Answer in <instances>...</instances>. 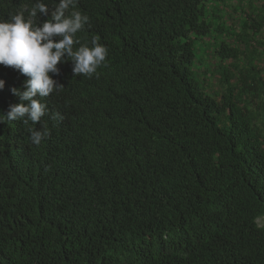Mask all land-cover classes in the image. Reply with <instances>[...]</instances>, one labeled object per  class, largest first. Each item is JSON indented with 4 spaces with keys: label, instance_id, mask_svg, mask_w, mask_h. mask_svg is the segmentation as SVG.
<instances>
[{
    "label": "trees",
    "instance_id": "trees-1",
    "mask_svg": "<svg viewBox=\"0 0 264 264\" xmlns=\"http://www.w3.org/2000/svg\"><path fill=\"white\" fill-rule=\"evenodd\" d=\"M205 1L78 0L106 66L58 64L48 114L0 124V264H264V0L214 40L220 91L192 69ZM36 3L0 0V20ZM0 79L5 113L27 77Z\"/></svg>",
    "mask_w": 264,
    "mask_h": 264
},
{
    "label": "clouds",
    "instance_id": "clouds-1",
    "mask_svg": "<svg viewBox=\"0 0 264 264\" xmlns=\"http://www.w3.org/2000/svg\"><path fill=\"white\" fill-rule=\"evenodd\" d=\"M77 4L78 0H58L50 8L43 0H37L33 7L24 8L10 20H0V65L27 77L23 91L11 89L20 103L9 105L7 112L0 113V124L13 121L37 124L48 114L46 104L39 98L63 89L52 78L59 74L58 64L71 61L73 74L89 79L97 74L98 68L106 66L109 50L99 43V36L92 37L91 47L81 44L77 36L89 21V17L77 9ZM41 16L45 17L42 22ZM4 86L5 81L0 79V90ZM51 119L62 120L63 117L56 113ZM29 131L31 142L36 146L50 135L47 127Z\"/></svg>",
    "mask_w": 264,
    "mask_h": 264
},
{
    "label": "rangeland",
    "instance_id": "rangeland-1",
    "mask_svg": "<svg viewBox=\"0 0 264 264\" xmlns=\"http://www.w3.org/2000/svg\"><path fill=\"white\" fill-rule=\"evenodd\" d=\"M247 5L248 0L205 1L204 19L210 24L211 28L210 33L202 38V40H196L194 43L192 69L198 81H204L205 78L206 82L210 83L211 91H220L218 74L214 71L216 69L215 65L218 62L217 57L213 54L214 40L219 41L220 39L225 40L227 38L226 42H229L230 38H235L238 28L240 29V25L245 21V12L251 10L257 13L255 9L257 5L256 0H249V5ZM219 26L223 28L221 31L218 29ZM230 43L232 42L230 41ZM260 62H264V54L260 57ZM204 71L208 72L207 75ZM254 107L255 102L250 107L252 111H255ZM262 217L257 219V223L260 225L264 223V216Z\"/></svg>",
    "mask_w": 264,
    "mask_h": 264
}]
</instances>
